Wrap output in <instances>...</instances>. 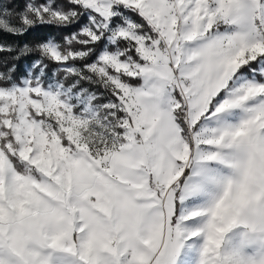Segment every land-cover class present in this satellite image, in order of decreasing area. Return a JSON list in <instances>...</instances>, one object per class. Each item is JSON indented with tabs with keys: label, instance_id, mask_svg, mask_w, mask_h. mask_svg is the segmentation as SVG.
Returning <instances> with one entry per match:
<instances>
[{
	"label": "snow or ice",
	"instance_id": "snow-or-ice-1",
	"mask_svg": "<svg viewBox=\"0 0 264 264\" xmlns=\"http://www.w3.org/2000/svg\"><path fill=\"white\" fill-rule=\"evenodd\" d=\"M40 28L0 40V264H264V0H0Z\"/></svg>",
	"mask_w": 264,
	"mask_h": 264
},
{
	"label": "trees",
	"instance_id": "trees-1",
	"mask_svg": "<svg viewBox=\"0 0 264 264\" xmlns=\"http://www.w3.org/2000/svg\"><path fill=\"white\" fill-rule=\"evenodd\" d=\"M54 30L53 29H49V28H40V29H36L33 31H30L27 35H25L24 37L19 38L18 40L16 38L13 37H7V36H0V40H4L7 42H11V43H20L23 44L25 42L27 43H35L37 41H39L40 39H42L44 36L48 35L49 33H52ZM28 61L25 59H22L19 64L21 69H23L24 65L27 63Z\"/></svg>",
	"mask_w": 264,
	"mask_h": 264
}]
</instances>
